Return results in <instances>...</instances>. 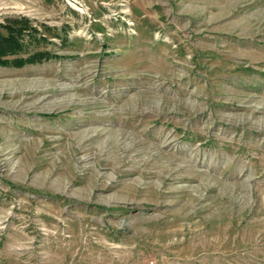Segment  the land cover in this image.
I'll return each mask as SVG.
<instances>
[{"label":"rangeland","instance_id":"rangeland-1","mask_svg":"<svg viewBox=\"0 0 264 264\" xmlns=\"http://www.w3.org/2000/svg\"><path fill=\"white\" fill-rule=\"evenodd\" d=\"M58 55L0 66V264H264V0H0Z\"/></svg>","mask_w":264,"mask_h":264},{"label":"trees","instance_id":"trees-1","mask_svg":"<svg viewBox=\"0 0 264 264\" xmlns=\"http://www.w3.org/2000/svg\"><path fill=\"white\" fill-rule=\"evenodd\" d=\"M47 40L28 17L5 18L0 22V66L20 68L57 58L58 55L48 49H34Z\"/></svg>","mask_w":264,"mask_h":264}]
</instances>
